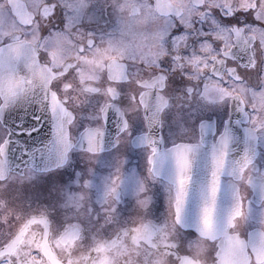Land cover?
<instances>
[{
  "label": "flooded vegetation",
  "instance_id": "1",
  "mask_svg": "<svg viewBox=\"0 0 264 264\" xmlns=\"http://www.w3.org/2000/svg\"><path fill=\"white\" fill-rule=\"evenodd\" d=\"M6 46L71 120L63 161L42 84L0 86V264H264V0H0ZM31 107L38 127L17 117ZM177 145L201 151L200 179L209 145L213 171L240 172L179 190ZM229 187L237 213L203 237L192 206Z\"/></svg>",
  "mask_w": 264,
  "mask_h": 264
},
{
  "label": "water",
  "instance_id": "2",
  "mask_svg": "<svg viewBox=\"0 0 264 264\" xmlns=\"http://www.w3.org/2000/svg\"><path fill=\"white\" fill-rule=\"evenodd\" d=\"M20 51L29 53V50L25 49L24 47H20V46H6V48H2L0 49V86L2 88V90H4V92L2 93V95H6L8 96L9 91L8 88H11V86L14 87H18L20 85V80L17 83V79H27L29 80L30 78L33 79H37V81L35 82L37 84V86L40 87V85L42 84V95H43V103L39 104V109L42 111L44 110L45 115L47 116H54L53 114H57V116L61 117V120L59 118H57L56 123H61V131L59 130V138L63 140V151L61 152V157L66 158V153L69 150V142H68V138H67V123L68 121L71 120V116H69L68 112L65 110V108H63L62 105H60L57 101H53L50 98V95H48L47 92V79L48 76H46L45 74L39 75L37 74V76L35 77L33 73H29L28 72H23L22 68H20V64H23V59L17 57V59H11L10 57H8L7 55H13V56H17ZM23 54L22 56L26 58V60H24V62H28V63H32L33 64V60L31 58V55L29 54ZM21 55V54H20ZM12 71H21L18 73V78L12 74ZM33 71V70H32ZM1 92V90H0ZM3 97V96H2ZM38 109L35 107H31L29 109L26 110H20L19 114H17V117L20 119L23 118H29L30 121L35 122V125H38V122L36 120V118L39 116L38 114ZM54 117L52 119V123H53ZM87 133H84L81 135V139L78 142V144L76 145V147L78 148H84L87 149L88 148V137L86 136ZM193 151V149H186L185 150V146H176L174 149H171L170 151H167L170 154H173L174 157L175 155H181L184 158V161H182L179 165L176 164L171 165V166H165L163 168L164 172H167V174H165V176L163 178H166L170 183L174 184L176 187L180 188L181 190L183 188H185V186H190V187H199L205 180L204 179H200L201 176L197 175V172H192L193 168L196 167L193 166V159L191 158L193 154H196L197 151L191 153ZM188 154L190 157H188L185 154ZM190 153V154H189ZM161 154V159L158 160L157 157L154 158L151 162H152V167H153V172L155 174H157V164L158 162H163L164 159V154L165 152H160ZM196 159H198V156H194ZM44 164V163H43ZM215 164L211 163L209 167H213ZM176 168H183L185 170L184 174H180L178 172V170L176 172L170 173L169 171L175 169ZM215 168V167H213ZM234 172V171H232ZM169 173V174H168ZM195 173V174H194ZM215 174V173H214ZM221 174H224L222 172L215 174L214 177L209 178V176H207L206 179V184L209 182H211L212 185H215V190H221V186H219L218 182V178L220 177ZM230 174V173H229ZM187 178V179H185ZM205 189V187L202 185L201 189ZM207 188L210 190L209 185L207 186ZM200 189V190H201ZM230 189V188H229ZM228 198L225 200H217L214 199L213 201V206L211 208V204H210V211L209 214H205L204 212H206V205L204 203H198L194 209H196L200 215H198L199 217L197 218V221L194 222H189V224H192L193 227L199 231L201 233V235L203 236H209L212 234V232L214 233V231L216 233H218L223 227L224 225L229 222V220L231 218H233V216L237 213L238 211V203H239V196H237L235 191H230L228 196ZM202 198V197H201ZM204 199V198H203ZM224 208V209H222ZM222 212H226L225 216L223 215ZM222 213V214H220Z\"/></svg>",
  "mask_w": 264,
  "mask_h": 264
},
{
  "label": "snow or ice",
  "instance_id": "3",
  "mask_svg": "<svg viewBox=\"0 0 264 264\" xmlns=\"http://www.w3.org/2000/svg\"><path fill=\"white\" fill-rule=\"evenodd\" d=\"M29 135L31 134L30 132L28 133ZM51 146H52V144H51ZM213 193H215V188L213 187Z\"/></svg>",
  "mask_w": 264,
  "mask_h": 264
}]
</instances>
